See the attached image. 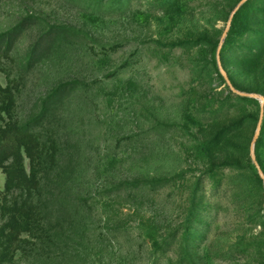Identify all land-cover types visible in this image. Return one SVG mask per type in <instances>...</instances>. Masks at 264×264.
<instances>
[{
  "label": "rangeland",
  "instance_id": "rangeland-1",
  "mask_svg": "<svg viewBox=\"0 0 264 264\" xmlns=\"http://www.w3.org/2000/svg\"><path fill=\"white\" fill-rule=\"evenodd\" d=\"M240 1L0 0V34L30 17L0 53V264H264V0ZM55 25L74 42L30 66Z\"/></svg>",
  "mask_w": 264,
  "mask_h": 264
},
{
  "label": "trees",
  "instance_id": "trees-1",
  "mask_svg": "<svg viewBox=\"0 0 264 264\" xmlns=\"http://www.w3.org/2000/svg\"><path fill=\"white\" fill-rule=\"evenodd\" d=\"M30 17H25L19 23L12 27L11 29L4 31L0 34V53L3 55H7L13 49L14 43L16 38L18 37L19 33L24 30L28 26V20ZM78 34L77 31L65 27V26H52L46 32L41 34L38 39L34 42L31 49L28 51V61L27 64L30 66L40 60L43 56L47 55L51 51V47L53 46L54 42L57 41L58 43H73L74 38ZM77 82H71L68 84L60 85L56 90H54L49 96L46 97L43 103V109L41 113L35 117L34 119L28 121L27 123L16 127L13 126L11 128H15L18 136L22 133H26L29 130H32L35 126L39 125L40 120L46 115L47 111L52 108V100L54 99L55 102L62 99L66 88L69 90L73 89L76 86ZM68 86V87H67ZM34 126V127H33ZM13 130V129H12ZM19 158L22 161V155L19 153ZM8 171V175L10 173L9 168H6ZM20 173H22V177L26 174L25 168L23 163L18 167ZM9 180V179H8ZM161 181L152 180L149 181V184H156ZM159 258H155V262L157 263Z\"/></svg>",
  "mask_w": 264,
  "mask_h": 264
},
{
  "label": "water",
  "instance_id": "water-1",
  "mask_svg": "<svg viewBox=\"0 0 264 264\" xmlns=\"http://www.w3.org/2000/svg\"><path fill=\"white\" fill-rule=\"evenodd\" d=\"M246 0H241L238 4H237V6H236V8L234 9V11L233 12H235L244 2H245ZM231 20V19H230ZM225 35H226V33H223V35H222V41L224 40V37H225ZM244 94H247V95H249V96H255V97H258V95H255V94H252V93H244ZM262 101L264 102V100L262 99ZM263 117H264V109H263V107H262V110H261V114H260V119H259V125H258V128H260V126H261V123H262V120H263ZM254 140H256V137L254 138ZM255 141H253V143H254ZM254 161H255V159H254Z\"/></svg>",
  "mask_w": 264,
  "mask_h": 264
}]
</instances>
